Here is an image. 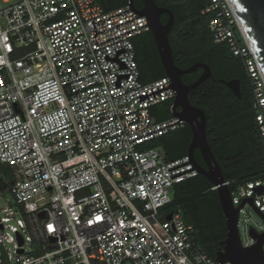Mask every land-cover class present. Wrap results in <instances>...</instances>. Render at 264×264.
Masks as SVG:
<instances>
[{"label":"built area","instance_id":"1","mask_svg":"<svg viewBox=\"0 0 264 264\" xmlns=\"http://www.w3.org/2000/svg\"><path fill=\"white\" fill-rule=\"evenodd\" d=\"M209 1L213 41L245 61L264 140V75L230 0ZM147 30L129 3L0 0V162L13 173L0 264H230L166 209L200 173L151 145L186 121L152 114L175 90L168 76L140 79L133 38ZM231 195L239 218L246 198L264 213V176Z\"/></svg>","mask_w":264,"mask_h":264},{"label":"trees","instance_id":"2","mask_svg":"<svg viewBox=\"0 0 264 264\" xmlns=\"http://www.w3.org/2000/svg\"><path fill=\"white\" fill-rule=\"evenodd\" d=\"M158 2L169 6L175 15L170 39L175 61L182 66L205 62L211 67L213 76L194 89L190 99L206 113L207 139L226 180L230 181L229 187L232 189L240 183L264 176V140L256 119L257 111L253 107L252 79L241 56L231 52L227 43L213 41L209 22L214 13L203 12L210 1ZM98 3L105 10H111L127 5L129 0H98ZM133 42L140 79L151 82L166 76L152 32L147 30L138 34ZM233 78L241 81V97L220 82V79ZM167 103L152 108L156 120L172 116H159L157 113ZM191 136L187 126L170 131L153 142L165 150L170 159H176L188 154ZM197 156L205 166L201 153ZM12 181L10 165L0 162V192H8ZM166 209L182 213L186 222L196 230V243L207 256L215 259L220 241L226 236L227 226L218 193L211 181L199 174L177 184L172 202Z\"/></svg>","mask_w":264,"mask_h":264},{"label":"water","instance_id":"3","mask_svg":"<svg viewBox=\"0 0 264 264\" xmlns=\"http://www.w3.org/2000/svg\"><path fill=\"white\" fill-rule=\"evenodd\" d=\"M142 9L134 6V0H129V5L140 15L148 20L149 30L152 32L158 54L167 76L171 80V86L175 90V102L173 108L180 105L182 109L172 115L179 117L186 122L192 132V138L188 147V154L200 175L208 178L213 186H217V193L225 216L227 233L220 241L216 260L229 262L230 264H264V230L258 232L255 228L249 229V237L252 244L244 245L239 231V210L232 200L231 188L225 184L226 178L222 172L212 147L207 139V117L205 111L195 106L189 99V92L213 76L211 67L205 62H197L186 69L179 68L174 59L173 49L170 41V31L174 24V13L168 9L159 7L155 0H143ZM237 10L240 21L248 36L250 45L256 55L264 75V0H230ZM162 13H167L169 19L164 23L161 19ZM199 67L203 68L198 79L191 84H184L181 79L183 73H191ZM235 95L241 97L240 79H220ZM198 148L204 160L205 166L201 165L194 154ZM249 203L260 214L264 220V213L261 212L253 202L252 198H246L240 206ZM172 214L167 218L171 219Z\"/></svg>","mask_w":264,"mask_h":264},{"label":"flooded vegetation","instance_id":"4","mask_svg":"<svg viewBox=\"0 0 264 264\" xmlns=\"http://www.w3.org/2000/svg\"><path fill=\"white\" fill-rule=\"evenodd\" d=\"M156 1V4L159 6V7H163V8H168V9H170V7L169 6H167V5H163V4H159V2H158V0H155ZM134 6L137 8V9H142L143 8V6H144V2H143V0H134ZM171 10V9H170ZM172 11V10H171ZM173 12V11H172ZM161 19H162V21L164 22V23H167V21H168V19H169V15L167 14V13H162V15H161ZM174 22H175V15H174ZM173 26H174V24H173ZM172 29H173V27H172ZM172 29H171V31H170V39H171V36L173 35V33H172ZM160 57V56H159ZM161 60V59H160ZM162 63V62H161ZM175 63H176V65L179 67V68H181V69H186V68H188V67H190V66H182V65H180L177 61H175ZM197 63V62H196ZM195 64V63H194ZM163 66V65H162ZM163 71L165 72V74H166V76H167V73H166V70L164 69V67H163ZM202 71H203V68L202 67H199L196 71H194V72H191V73H183L182 75H181V79H182V82L184 83V84H186V85H188V84H191L192 82H194V81H196L197 79H198V77L201 75V73H202ZM224 84V83H223ZM225 85V84H224ZM193 91V90H192ZM192 91H190L189 92V99H190V94H192ZM190 101H191V99H190ZM168 103L166 104V106H164V107H162V108H160L159 110H158V115L159 116H165V115H168V114H173L174 112H177V111H180L181 109H182V107L180 106V105H178V106H176V108L174 109L173 108V103L175 102V96H174V98L173 99H171V100H169V101H167ZM192 102V101H191ZM168 104H170V105H168ZM187 126H189L188 125V122H186L182 127H180V128H178V129H182V128H186ZM190 128V127H189ZM191 131V130H190ZM191 134H192V132H191ZM191 138H192V136H191ZM198 153H200V150L198 149V148H196L195 150H194V154H195V157H196V159H197V161L201 164V165H203V163L199 160V158H198ZM204 161V160H203ZM204 166V165H203Z\"/></svg>","mask_w":264,"mask_h":264},{"label":"rangeland","instance_id":"5","mask_svg":"<svg viewBox=\"0 0 264 264\" xmlns=\"http://www.w3.org/2000/svg\"><path fill=\"white\" fill-rule=\"evenodd\" d=\"M151 145L159 148V146L155 145L154 142ZM11 204H12V196L9 193V191L0 192V215H1V210ZM238 224H239L240 236L244 243H246L247 241L253 242L251 237H249V229L251 227L255 228L258 232L264 230L263 218L249 203H246V205L243 207V211L240 214Z\"/></svg>","mask_w":264,"mask_h":264}]
</instances>
